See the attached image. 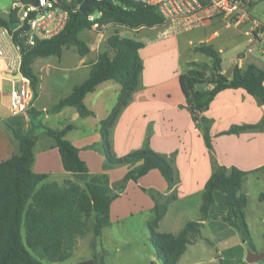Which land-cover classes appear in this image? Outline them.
Listing matches in <instances>:
<instances>
[{
  "label": "trees",
  "instance_id": "trees-1",
  "mask_svg": "<svg viewBox=\"0 0 264 264\" xmlns=\"http://www.w3.org/2000/svg\"><path fill=\"white\" fill-rule=\"evenodd\" d=\"M28 1V0H26ZM82 0L75 1L80 3ZM104 5L94 7L102 11L100 21L116 26L139 27L159 26L165 23L159 11L134 0H102ZM12 16L0 14V24L7 26ZM84 28H91V22L78 9L70 11L62 29L55 35L36 40L22 52L21 72L30 79L36 95L38 76L31 64L37 57L60 56L63 48L73 46L80 56L89 52L88 45L79 37ZM107 49L99 52L90 62L88 76L73 86L71 92L52 105L51 111H59L64 106H72L80 116L93 115L84 103L86 93L99 83L113 80L119 84L116 102L99 122L102 137L101 145L107 165H126L127 171L112 193L106 173L91 174L85 162L79 157L78 148L67 138L65 132L71 125L62 129L46 127L31 121V129L25 131L23 118L15 117V124L6 122L18 142L15 154L0 161V264H42L62 262L68 259L78 238L91 233L94 241L90 258L71 264H104L103 254L96 250L102 229L109 224V206L129 180L137 181L151 169H157L167 182V193L143 189L153 200V216L147 220L149 240L161 264H175L188 244L200 236V229L208 217L211 207L218 202L224 207L220 217L228 225L240 230L247 195L243 183L251 171L235 166L214 163L213 170L206 180L201 194L199 216L187 220L177 233L160 232L159 221L169 205L176 200L172 189L176 183L175 170L166 154L154 151L148 144V134L143 145L124 155H116L111 146V128L119 112L129 102L134 91L141 87L143 63L139 54L142 42L120 36L115 30L107 39ZM212 59L210 64L192 62L199 68L189 69L179 75V84L185 96L186 105L193 121L203 123V137L210 145V120L198 115L216 93L225 88H242L261 104H264V71L253 64L244 68L234 65L228 78L220 71L219 51L211 45L200 43L193 46ZM193 66V67H194ZM207 83L208 88L201 87ZM29 119L36 117L35 109L27 110ZM35 127L43 128L45 134L55 139L62 167L70 177L61 182L48 180V174L32 170L34 161L33 146ZM245 130L264 131V117L251 124H233L220 134L239 133ZM264 202V191L258 194ZM153 264V263H151Z\"/></svg>",
  "mask_w": 264,
  "mask_h": 264
},
{
  "label": "crops",
  "instance_id": "crops-1",
  "mask_svg": "<svg viewBox=\"0 0 264 264\" xmlns=\"http://www.w3.org/2000/svg\"><path fill=\"white\" fill-rule=\"evenodd\" d=\"M214 14L215 12L211 10L202 11L194 17L192 16V18L198 21L202 20L204 24H207L209 23L207 16ZM166 23L167 21L162 25L149 28L152 30L153 28L166 25ZM138 29L133 30L137 31ZM151 35L153 37L149 40L140 41L143 44L139 50L143 63L141 87L133 92L129 102L119 112L111 128V146L116 155H124L133 149L141 147L148 134L149 146L154 151L166 154L169 157L175 170L176 183L172 189L176 192L177 198L169 205L165 215L159 221L158 230L160 232L177 233L185 222L191 219L189 218L191 217V211H199L203 187L213 170L214 163L227 167L235 166L245 171L264 166V131L245 130L239 133L220 134V131L227 129L233 124L258 122L264 117V104L259 103L255 97L242 88H225L216 93L209 104L198 113L199 116L210 120L209 136L211 148H208L203 137V123L199 122L196 124L193 121L179 84V75L193 67L192 62L210 64L212 59L208 56V59L204 61L187 60L185 62L186 69L182 70L180 66V51L173 37H169L168 32L165 30L156 31ZM246 40L248 42L247 45L251 48L257 43H263L262 48H257L256 50L258 54L264 53V34L248 35ZM202 43H206V41ZM188 45L193 48L197 44H194L189 39ZM91 50V47H89V52ZM248 50L246 46L242 51L236 52V56L228 67H223L220 64V71L228 78L231 76L234 65L244 68L247 64H253L264 71L263 55L254 56ZM218 51H220V48ZM89 52L80 56L77 66L83 67L84 70L77 75V77H81L80 81L69 86L68 94L74 85L82 82L88 76L90 62L94 61L98 54L95 52L92 57L87 58L86 55ZM3 79L0 76V82ZM9 82L11 86L12 83L10 80ZM112 82L114 81L105 80L99 83L92 91L85 94L84 103L93 111V115L80 116L72 106H64L56 112L51 111L52 105L57 103L62 97L58 98L50 108L47 104L39 105L40 79L38 77L36 95L29 109L38 111L36 116L40 115L41 111H46L47 116L50 113L61 116V121L57 124L59 126L55 129H62L67 125H71L65 132V138L78 148L79 157L85 162L89 173L107 174L111 191L115 193L117 185L127 171V166L107 165L102 151V137L99 125L100 120L108 114L116 102L119 84L117 86ZM201 87L208 88L209 85L205 83ZM111 89H113L112 97ZM2 97L9 100V89H4L0 86V99ZM88 101H90V104H88ZM4 106L8 110V103ZM15 117L23 118L25 131L31 129V121L34 120L29 119L27 111L18 115H12L9 112L7 116L0 118V161L17 152L18 142L13 136L12 130L5 123L6 121L12 125L15 124ZM34 134L36 135V140L33 146L34 161L32 170L48 174V180L61 182L64 178L70 177L69 172L62 167L58 149L54 146L55 141L49 140L37 150L38 134H36V130H34ZM143 189L161 193L169 192L167 182L163 176L157 169H151L138 178L137 181L129 180L124 189L111 201L109 206V224L102 229V235L96 247L98 251V245L100 246L102 241L106 243L111 241L113 249L111 264H118L115 261L114 253V248L117 245L114 246L115 243H113L117 234L123 235L127 231L135 232L134 229L122 230L116 227H129V225L134 224V221H139L140 225H146L147 228V220L153 216V200ZM220 199L216 195L217 208L210 218L223 222L220 213L224 210V207L218 204ZM175 204H178L179 207L175 212H172ZM168 218L169 221H167ZM205 222L206 220L204 224ZM146 230L149 237L148 228ZM192 244L187 245L175 264L179 262L182 256H185L186 252H193V249H190ZM119 249L117 248L116 251ZM74 251L82 255L81 258L67 264L90 258L92 255L91 253L88 255L83 254L84 250L79 249V238ZM262 252H264V246L259 250H253L255 254ZM151 255V258L147 259L145 264L155 262L153 261V255ZM216 258H219V256H213L211 252H208L207 256L206 254L204 255V258L191 260L188 264L212 263ZM236 259H242L240 252L236 255ZM60 263L62 264L63 261ZM155 264H161V261Z\"/></svg>",
  "mask_w": 264,
  "mask_h": 264
},
{
  "label": "rangeland",
  "instance_id": "rangeland-1",
  "mask_svg": "<svg viewBox=\"0 0 264 264\" xmlns=\"http://www.w3.org/2000/svg\"><path fill=\"white\" fill-rule=\"evenodd\" d=\"M12 0H0V14L8 18L11 16L9 8ZM96 12V9H93ZM211 11L215 12L213 9ZM249 14L253 18L264 22V0H251L249 7ZM194 17V16H193ZM209 23L204 24V21H198L192 17H177L169 19L166 25L161 27L151 28L143 27L137 31L127 26H116L107 23L103 30H94L92 28H84L79 32V37L91 47L87 58L92 57L95 52L99 53L107 49L106 39L115 30L118 31L120 36L131 38L134 40L145 42L153 36L156 31H166L169 37H173L175 44H177L180 51V66L181 69H186V61L195 59L204 61L208 59V56L201 52L194 51L193 48L188 45V40H192L194 44H200L206 41L205 44L211 45L215 50L219 51L221 57V65L228 67L232 62V59L236 56V52L242 51V49H249V53L254 56H261L258 54L257 48L261 49L263 43H257L254 47L247 45V36L244 33L250 24L249 21L242 25L238 22L236 26H227L226 19L217 14L207 16ZM105 24V23H104ZM103 24V25H104ZM208 40V41H207ZM189 47V48H188ZM80 55L77 53L73 46L63 48L61 55H49L45 57H37L31 64L33 71L40 79V94L38 98V104H47L48 107L56 102L60 97L68 94V88L74 83L80 81L77 77L79 72L84 68L77 66ZM194 66V65H192ZM192 68L201 67L194 66ZM8 79H3L0 82V86L4 89H10ZM115 83L118 86L117 82ZM16 84L18 82L16 81ZM113 96V89H111V97ZM9 100L5 97L0 99V118L9 114L7 108L4 106ZM90 104V101H88ZM115 104V103H114ZM74 109V108H72ZM61 116L50 113L46 115V111H41L40 115L36 116L33 120L35 124L41 123L46 127L56 128L61 121ZM36 134H38V146L51 141H55L53 137H49L43 133V128L35 127ZM243 190L247 195V204L243 210V221L241 223L240 230L228 225L225 221H215L211 216L215 212L217 205L214 204L206 218L205 224L200 229V236L197 237L190 246L193 252H186L185 256L177 262V264H188L191 260H198L204 258V255L211 252L213 256H219L213 260L212 263L204 262L203 264H264V257L255 261L247 262V252H253V250L261 249L264 246V202L259 200L258 194L264 191V168L258 169L249 173L243 183ZM221 194H217V198H221ZM179 207L175 204L172 208V212H175ZM189 220L197 219L199 211H191ZM169 221V218L168 220ZM134 226V227H132ZM117 229L127 230L134 229L135 232L129 231L123 235L116 236L114 253L115 261L118 264H145V261L153 255V261L160 263V260L156 257V251L151 244L146 225L141 224L139 221H134V224L129 227H116ZM172 229V227H171ZM128 233V234H127ZM94 241L91 233H87L84 237L79 238V249L84 250L83 254H92L91 243ZM117 248H120L116 251ZM218 250V251H217ZM98 251L103 254L104 264H111V254L113 249L111 247V241L106 243L102 241L100 246L98 245ZM241 253L242 261L236 259V255ZM151 255V256H152ZM82 255L74 251L72 255L63 261L62 264H67L76 260H79ZM201 256V257H200ZM205 260V259H203ZM42 264H61L60 262H47L43 261Z\"/></svg>",
  "mask_w": 264,
  "mask_h": 264
},
{
  "label": "built area",
  "instance_id": "built-area-1",
  "mask_svg": "<svg viewBox=\"0 0 264 264\" xmlns=\"http://www.w3.org/2000/svg\"><path fill=\"white\" fill-rule=\"evenodd\" d=\"M77 0H12L9 13L15 22L13 29L0 24V76L11 81L8 110L12 115L25 113L34 98L30 79L23 75L20 68L22 52L36 40L48 38L58 33L64 26L70 11L78 9ZM155 7L165 21L177 17H192L202 11L213 9L215 14L226 19L227 26H236L238 22H250L245 34L256 36L264 34V22L249 14L251 0H134ZM79 10V9H78ZM94 30H103L100 21L102 11L92 9L85 13ZM17 73L18 79L6 77L3 72ZM16 81L18 84H16Z\"/></svg>",
  "mask_w": 264,
  "mask_h": 264
},
{
  "label": "water",
  "instance_id": "water-1",
  "mask_svg": "<svg viewBox=\"0 0 264 264\" xmlns=\"http://www.w3.org/2000/svg\"><path fill=\"white\" fill-rule=\"evenodd\" d=\"M30 4L35 5L36 0H30ZM102 5H104L102 0H82L79 3L78 9L82 14H85L88 11H90L92 8L102 6ZM15 26H16L15 22L9 23L10 29H13ZM3 74L6 77L11 78V79H18V77H19V75L17 73H10L8 71H4ZM262 256H264V252L255 254L253 252L248 251L247 256H246V261L247 262H255L259 258H261Z\"/></svg>",
  "mask_w": 264,
  "mask_h": 264
}]
</instances>
